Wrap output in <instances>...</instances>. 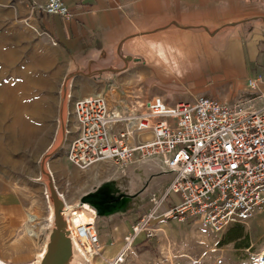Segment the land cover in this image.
<instances>
[{
  "label": "rangeland",
  "instance_id": "1",
  "mask_svg": "<svg viewBox=\"0 0 264 264\" xmlns=\"http://www.w3.org/2000/svg\"><path fill=\"white\" fill-rule=\"evenodd\" d=\"M7 51L10 54L8 59L5 57ZM73 61L67 51L36 28L33 5L27 0H0V92L2 88L25 82L22 99L41 100L48 109L42 118H32L40 123L42 130L30 142L21 139L17 125L13 128L16 118L11 110L0 117V259L5 262H32L44 247L48 206L44 186L34 178L39 175L38 159L54 136L62 79ZM132 72L138 73V77H132L142 81L138 86H131V90L124 86V77L117 75L100 85L112 108L118 109L136 97L148 100L153 96H164L165 92L157 80L145 76L150 74L148 69ZM89 82L84 77L74 82L70 103L71 134L75 124L73 103L88 96ZM145 83L148 84L145 86ZM172 95L174 102L198 97ZM3 103L4 97L0 96V108ZM71 134L65 148L51 160L50 165L58 188L69 203H74L85 190L116 171L112 162L103 164L102 161L87 169L72 164L66 157ZM172 178L171 173L163 176L157 187L159 194L165 191ZM29 214L35 218L30 220ZM139 214L112 222L97 217L102 251L93 264H109L124 249L126 237L131 236L134 226L140 221ZM156 221H159L160 229L153 236H147L143 231L138 233L129 245L123 264H264V207L257 208L250 217L224 230L213 229L200 220H168L163 215ZM27 225L36 227L34 230L38 234L26 232ZM236 225L243 226L251 244L249 248H237L236 242L224 243L227 231Z\"/></svg>",
  "mask_w": 264,
  "mask_h": 264
},
{
  "label": "built area",
  "instance_id": "2",
  "mask_svg": "<svg viewBox=\"0 0 264 264\" xmlns=\"http://www.w3.org/2000/svg\"><path fill=\"white\" fill-rule=\"evenodd\" d=\"M42 9L73 16L65 0H46ZM249 86L255 87V81ZM261 98L260 107L224 104L209 95L175 104L158 95L136 97L118 109L103 94L74 101L75 124L66 151L72 164L87 169L110 161L115 171H126L141 161H159L173 174L165 191L139 214L124 249L109 264L126 261L129 245L141 230L153 236L161 215L224 230L264 207V95ZM173 194L180 198L175 204ZM76 211L69 216L72 233L93 264L102 251L100 236L96 224L76 223Z\"/></svg>",
  "mask_w": 264,
  "mask_h": 264
},
{
  "label": "crops",
  "instance_id": "3",
  "mask_svg": "<svg viewBox=\"0 0 264 264\" xmlns=\"http://www.w3.org/2000/svg\"><path fill=\"white\" fill-rule=\"evenodd\" d=\"M27 1L33 5L36 28L52 38L73 60L94 52L108 37L127 34L134 28L132 22L143 25L176 19L212 29L237 22L214 38L207 32L176 29L147 37L146 43L137 40V46L166 72L154 64L149 66H155L166 80L175 75L178 80L164 82L158 70L147 66L119 76L124 77V86L131 90V86L142 81L132 77H138L132 71L148 69L150 74L145 76L157 80L165 92L163 97L171 104L177 103L172 93L191 94L194 98L209 95L224 104L244 102L255 107L262 104L264 0H65L73 14L71 18L43 11L46 0ZM250 80L255 81V87L249 86ZM89 81L88 96L104 95L102 84ZM171 197L172 204L180 200L177 194ZM172 204L169 202L166 209Z\"/></svg>",
  "mask_w": 264,
  "mask_h": 264
},
{
  "label": "water",
  "instance_id": "4",
  "mask_svg": "<svg viewBox=\"0 0 264 264\" xmlns=\"http://www.w3.org/2000/svg\"><path fill=\"white\" fill-rule=\"evenodd\" d=\"M132 24L134 28L127 34L106 38L105 41H101L99 48L94 52L87 54L81 61H79L80 59L74 60L65 70L60 87L54 136L38 159L39 175L34 178L36 182L44 186V195L48 206L45 243L42 251L37 253L35 259L26 264H92L86 252L73 236L69 223L70 213L75 209L88 206L95 210L97 217L112 222V215H126L125 200L127 198L137 197L150 189L153 181L161 180L163 176L171 173L159 161H141L130 166L126 171H116L111 177L85 190L77 202L69 203L66 195L60 191L56 184L50 163L65 148L68 141L71 116L70 103L75 80L84 77L97 84H103L115 75L119 76L140 66L153 67L158 70L155 66L148 65L145 54L134 49L133 42L136 37L161 35L179 29L190 32H207L209 36L214 38L223 30L236 26L237 22L213 29L205 25L197 26L182 23L176 19L144 23L143 25H136L134 22ZM160 75L164 82L179 79L175 75L170 80H166L161 72ZM160 195L156 190L154 196L159 197ZM153 200L144 210L153 204ZM0 264L14 263L0 259Z\"/></svg>",
  "mask_w": 264,
  "mask_h": 264
},
{
  "label": "bare ground",
  "instance_id": "5",
  "mask_svg": "<svg viewBox=\"0 0 264 264\" xmlns=\"http://www.w3.org/2000/svg\"><path fill=\"white\" fill-rule=\"evenodd\" d=\"M153 35H148L145 37H136V39L133 42V47L138 52L143 53L147 56L148 64H154L155 66H158L161 68L164 72H166V69L162 66L158 65L154 58H151L145 50L137 46V40L141 39L144 43L147 42V37H151ZM9 52H6V59H8ZM10 57V56H9ZM47 81V80H46ZM43 82V80H42ZM40 83V82H39ZM43 84V83H42ZM45 84V83H44ZM47 85V84H46ZM25 82L18 86H9L2 88L0 92V96L4 97V103L1 105L0 108V117L3 118L5 113L9 110H11L16 118V122L13 126V128L17 125L18 132L23 141L30 142L34 139L42 130L40 123H36L33 121L32 118H42L46 115L48 112V109L45 106V103L41 100L38 101H32L27 99H22V94L25 92ZM95 96V95H92ZM68 142V141H67ZM67 144V143H66ZM110 163V161H104L103 164ZM102 165V164H99ZM98 165V166H99ZM97 166V165H96ZM103 166V165H102ZM100 170V169H99ZM96 176V175H95ZM76 211V209L74 210ZM78 214H80L79 218L76 220V223H97V217L92 213V210L90 207L85 206L81 208V211H76ZM35 216L32 214H29V219H34ZM46 225V224H45ZM36 228V227H35ZM32 225H27L26 232L30 233L31 235H37L38 233L34 230ZM142 232V230L139 232V234ZM96 263V262H95Z\"/></svg>",
  "mask_w": 264,
  "mask_h": 264
},
{
  "label": "flooded vegetation",
  "instance_id": "6",
  "mask_svg": "<svg viewBox=\"0 0 264 264\" xmlns=\"http://www.w3.org/2000/svg\"><path fill=\"white\" fill-rule=\"evenodd\" d=\"M160 182L161 180L153 181L150 189L139 194L137 197L127 198L125 200V212H126L125 216L124 215L120 216L119 214L118 215L116 214V215H112L111 218L113 220H116V219H122V218H126L129 216H133V215L141 213L144 210V208L153 199V196Z\"/></svg>",
  "mask_w": 264,
  "mask_h": 264
},
{
  "label": "trees",
  "instance_id": "7",
  "mask_svg": "<svg viewBox=\"0 0 264 264\" xmlns=\"http://www.w3.org/2000/svg\"><path fill=\"white\" fill-rule=\"evenodd\" d=\"M223 241L224 243L236 242L237 248H249L251 246L247 235L244 234V228L241 225L230 228Z\"/></svg>",
  "mask_w": 264,
  "mask_h": 264
}]
</instances>
